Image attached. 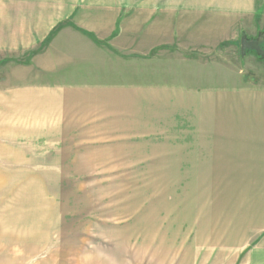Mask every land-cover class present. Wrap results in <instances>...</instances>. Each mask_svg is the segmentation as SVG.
I'll return each mask as SVG.
<instances>
[{
  "label": "crops",
  "instance_id": "obj_1",
  "mask_svg": "<svg viewBox=\"0 0 264 264\" xmlns=\"http://www.w3.org/2000/svg\"><path fill=\"white\" fill-rule=\"evenodd\" d=\"M204 1L193 9L199 0H188L189 4L186 0H64L68 6L63 8L61 18L69 15L70 22L59 35L74 34L89 44L78 49L73 46L71 50L65 47L64 51L57 47L81 57L78 64L72 63L74 68L88 69L64 74L77 80L104 74L91 71L99 67V54L107 55L105 62L119 63L127 56L129 66L145 67L142 62L157 57L146 59L157 49L166 51L167 47L179 45L186 48L183 44L187 36L183 33L194 25L191 19L208 20L210 27L218 28L230 26L220 23V19H240L244 24L240 28L245 30L252 26L249 25L255 17H261L259 23L264 22V0ZM10 17L16 18L17 25L0 26V45H11L0 46V53L8 50L31 54L38 44L49 39L50 36H40L36 13L27 16V23H23L26 17L20 11ZM52 38L47 41L49 54L58 50L52 47L57 44L56 37ZM220 40L216 38L215 44ZM67 42L73 43L68 39ZM245 51L240 56L249 54L252 59L256 53L251 48ZM109 74L122 73L110 69ZM191 77L192 80L177 84L137 83L134 78H129L134 82L124 84L3 83L0 140L13 130L25 132L24 127H9L8 119H64L58 129L64 133L70 132L73 124L65 119H96L97 132L155 149L144 151V160L150 159L151 165L160 164L165 172H176L177 187L209 189L203 199L196 198L200 201L196 202L199 206L191 208V223L186 219L177 229L175 238L177 242L179 238V244L173 256L165 255L160 264H264V82L252 73L223 83L207 78L197 80L196 74ZM14 90L26 91L16 94L18 97L30 93L38 96L44 90L50 103L44 99L10 98L8 93ZM41 107L47 109L42 117ZM52 128L57 131L56 125ZM2 148L5 147L0 144ZM3 152L0 150V154ZM168 177L172 178L165 173ZM8 200H14L9 202V214L15 211L21 215L16 198ZM19 219L24 224L23 216ZM1 236H7L2 226ZM96 248L94 257L86 254L85 261L116 264L118 260L120 264L125 258L105 255L109 250L104 253L102 245Z\"/></svg>",
  "mask_w": 264,
  "mask_h": 264
},
{
  "label": "rangeland",
  "instance_id": "obj_2",
  "mask_svg": "<svg viewBox=\"0 0 264 264\" xmlns=\"http://www.w3.org/2000/svg\"><path fill=\"white\" fill-rule=\"evenodd\" d=\"M200 2L205 3L199 0L193 9ZM67 6L64 0H0V26L17 25L16 18L10 16L19 11L26 17L23 23L29 22V14L36 13L40 36H50L48 40L56 37L54 49L89 46L74 34L59 35L70 22L69 15L61 18ZM199 19H191L194 25L184 30L186 48L179 45L167 47L166 51L157 49L146 59L157 57L142 62L145 67L129 66L127 56L119 63L105 62L107 55L99 54V67L91 71L104 74L80 80L64 72L88 71L72 65L81 57L59 49L49 54L48 40L38 44L31 54L1 52L0 87L3 83L9 86L26 82L177 84L192 80L193 74L197 80L207 78L223 83L252 73L264 82V58L257 52L252 59L249 54L240 56L242 38L264 39V22L258 21L261 17H255L246 30L240 28L244 25L240 19H220V23L230 25L226 28L210 27V21ZM216 38L221 39L217 45ZM110 69L122 74L111 76ZM58 72L63 74L55 75ZM43 91L38 96L30 93L18 97L16 94L26 92L19 90L8 94L10 98L48 101ZM41 110L42 117L47 109ZM24 118L8 119L9 127H24V134L13 130L0 140L5 147L0 150L8 152L0 154V225L7 232V236L0 237V264H95L94 259L85 261V255L94 257L97 245H102L104 253L109 250L107 256L116 255L119 260L125 256L120 264H160L165 255L173 256L179 244V238L178 242L175 238L177 229L186 219L191 223V208L199 206L196 198L203 199L209 189L177 187L176 172H165L160 164L151 165L150 159L144 160V151L155 149L97 132L96 119H65L73 124L72 130L64 133L58 131L62 126L59 122L64 119ZM52 125L57 126V131ZM165 173L172 178H165ZM11 197L20 203L21 215L15 211L9 214V202L14 201L8 200ZM191 201L196 204L191 205ZM22 216L24 224L19 219ZM189 229L190 225L184 228L185 232ZM113 248L116 251L112 252Z\"/></svg>",
  "mask_w": 264,
  "mask_h": 264
},
{
  "label": "trees",
  "instance_id": "obj_3",
  "mask_svg": "<svg viewBox=\"0 0 264 264\" xmlns=\"http://www.w3.org/2000/svg\"><path fill=\"white\" fill-rule=\"evenodd\" d=\"M255 40L258 42V43H256V41L253 42L256 44V47L258 48V52H257L258 56L261 59H263L264 58V39L263 38H255Z\"/></svg>",
  "mask_w": 264,
  "mask_h": 264
},
{
  "label": "water",
  "instance_id": "obj_4",
  "mask_svg": "<svg viewBox=\"0 0 264 264\" xmlns=\"http://www.w3.org/2000/svg\"><path fill=\"white\" fill-rule=\"evenodd\" d=\"M255 42V41H253ZM255 44V43H254ZM247 47H252V49L255 51V52H258V48L256 47V44L255 45H252V43L248 42L247 40H245V38H242L241 39V45H240V49H241V52L244 53L245 49Z\"/></svg>",
  "mask_w": 264,
  "mask_h": 264
},
{
  "label": "flooded vegetation",
  "instance_id": "obj_5",
  "mask_svg": "<svg viewBox=\"0 0 264 264\" xmlns=\"http://www.w3.org/2000/svg\"><path fill=\"white\" fill-rule=\"evenodd\" d=\"M248 42L252 43V45H255V44L253 43V41H248ZM247 48H251V49H252V47H247Z\"/></svg>",
  "mask_w": 264,
  "mask_h": 264
}]
</instances>
